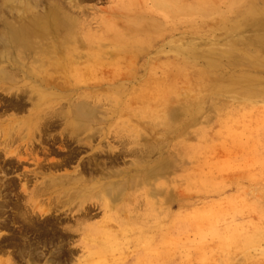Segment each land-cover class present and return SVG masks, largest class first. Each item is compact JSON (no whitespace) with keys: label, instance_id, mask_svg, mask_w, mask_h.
<instances>
[{"label":"rangeland","instance_id":"obj_1","mask_svg":"<svg viewBox=\"0 0 264 264\" xmlns=\"http://www.w3.org/2000/svg\"><path fill=\"white\" fill-rule=\"evenodd\" d=\"M0 5L28 7L43 17L62 8L74 17L78 22L65 45L69 56L78 57L72 68L55 74L65 88L63 107H58L66 110L82 92L110 111L103 130L89 140L92 146L83 145L89 133L81 141L67 138L66 118L55 123L43 142L37 136L33 150L44 169L24 155L26 142L13 143L26 159L8 176L0 173V221L9 224L0 228V264H79L99 248L116 250L109 257L122 263L135 256L138 264H264V0H0ZM21 74L11 84L0 82V111L5 102L19 101L21 90L37 84ZM12 113L21 117L28 110L11 109L3 118ZM121 144L147 150L152 145V153L140 162L152 174L146 181L133 180L114 202L117 219L108 241L100 235L87 239L90 250L83 252L76 234L71 255L69 244L58 249L57 242H49L52 235L44 239L30 231L32 245L24 246L22 254L5 246L13 233L22 238L15 202L20 199L25 210L28 192L73 174L97 148L108 151L100 160L118 157L116 170L129 168L135 174L137 158L121 153ZM59 195L49 192L39 198L54 203ZM93 202L89 222L97 223L109 211ZM65 210L60 207L55 214L64 224H74ZM92 261L102 264L98 258Z\"/></svg>","mask_w":264,"mask_h":264},{"label":"bare ground","instance_id":"obj_2","mask_svg":"<svg viewBox=\"0 0 264 264\" xmlns=\"http://www.w3.org/2000/svg\"><path fill=\"white\" fill-rule=\"evenodd\" d=\"M14 12H19V13L16 14V16H14ZM49 12H50L49 17H43L35 14L33 10L28 7L15 9V8H4L3 6L0 5V82L1 83L9 82L11 84L13 81H15V78L19 75V73L20 74L24 73L26 77H29L31 80L37 82V84H34L30 90L20 91V93L18 94L19 101L17 102L10 101L6 106H4L6 103L5 102L4 105L1 107L0 158L4 156L2 159L4 164L0 163V173L3 174L4 177L8 176V174L11 171L12 172L16 171L22 160L26 159V157L24 158L20 156V150L12 148L13 143H15V141L20 140L26 142L27 149L25 150L24 155H27L28 158H32V159L34 158L36 161V165L39 168L44 169L45 166L43 164L44 161H41L39 157L35 156L33 150V146H35L36 144L35 139L37 136L39 137L38 141L43 142L44 137L50 131L52 132V130L55 129V123L57 121H61V123L62 122L64 123L65 121L64 119L66 118L67 120L65 121L66 125L64 131L65 130L69 131L68 132L69 136L67 138L71 140L76 139L77 141H81L83 140L81 136L84 133H89L88 136L86 137L87 141L83 145L92 146V143L89 140L91 139L93 140L94 135L97 132L99 133L101 130H103L104 127L101 126V124L105 122L104 116H106L108 112H110L102 109V105L98 101L92 100L90 96L85 95L82 92L80 94H76L78 96L76 97V99L72 100L67 105L66 110L58 107V106L63 107V104L61 102L62 99L60 98L64 97L65 88L64 86L61 85L62 79L61 81H59L61 76L59 75L56 76L55 74H59L60 69L63 68L66 69L68 68V66L72 68L71 66L76 64V61L74 59L75 55L69 56L66 50L68 45L67 46L65 45V39L68 36V34L72 32L74 26L77 24L78 21H76L74 17L69 16L67 12L62 10V8H54L49 10ZM6 15L9 16L10 18L5 17ZM73 36H75V34ZM70 42L72 41L70 40ZM67 44L70 45V43ZM95 49L96 48H94V50ZM101 50L103 51V49ZM63 52L66 55H64ZM76 57H78L77 54ZM81 57L83 56L81 55L80 59ZM16 69L17 71H15ZM86 70L88 72V70L90 69H86ZM63 83L64 82H62V84ZM249 91L251 92L250 89ZM102 96H104V94ZM118 97L120 99V96ZM25 98L27 99L26 100L27 102L32 103L31 108H27L26 102L23 101ZM103 104L106 105L107 103H103ZM53 106L55 108H53ZM11 109L19 113L28 110V113L27 115L21 117L14 115V113H12L7 118L6 117L3 118L6 112ZM167 120L169 119L167 118L166 121ZM169 122L168 124H170ZM63 133L64 132H62L61 134ZM143 135L144 134H142V137H145V135L144 136ZM152 137H154V135ZM127 145L126 144L122 145L121 153L123 154L130 153L137 158L135 160L137 164L134 167L135 174L133 173L130 174L129 168L126 170L125 169L116 170L115 165L118 164V161H120L118 157H112V158L110 157L109 159L108 156L107 159L100 160L99 157L101 156V154L103 152L107 153L108 151H106L104 148H97V152H96L97 154L95 153L88 158V164H83L80 167H77L75 171L72 172L74 175L68 173H66L64 177L63 176L60 177V175H58L57 177H60L57 178L59 179V182L58 181L55 182L50 181V183L43 182L42 186L36 187L35 189L31 190L30 194L27 191V187H26L27 183L25 182L22 183L21 191H23L24 193L28 192L29 195V197L26 200V203L23 204V206H25L26 208L25 210L22 209V202H20L19 201L20 199H18L15 202L13 209L16 212L15 219H17V221L22 222L21 239L23 241L21 239H16L17 236L13 233L12 237L8 236L9 238L6 239L7 244L5 243L6 244L5 246L12 245L15 248H17L18 251H20V254H22V252H25L24 246L32 245L31 241L29 243L27 240L29 238L30 231L39 233V238L42 237L44 239H48V236L52 235L50 237L49 242L51 243L57 242L58 249L63 248L65 243L69 244L70 246L74 245L76 242V238H75L76 234L81 236L82 245L81 244L79 245L83 252L85 249L90 250L88 244L87 243L85 244V241L87 242V239L93 238L94 240H96L94 236L100 235L101 237H104L103 240L108 241V239H110V237L113 235L112 233H110L112 232L111 229L115 227V226H111L112 222L115 220V218L117 219V215H116L117 212L114 213L112 212L113 208L117 206L115 205L114 202L117 199L122 198V195H124L127 187L131 186L133 180L143 177V179H145L146 181L149 178V176L152 174V171L144 170L143 169L144 165L140 164L141 161H144V157L148 156V153L152 151V148H150L152 145L149 147V150L145 149L147 146L146 144L144 145L145 148L138 147L133 149L127 148L126 147ZM131 147H133V145H131ZM108 150L113 152L114 148H109ZM155 150L153 151V153L155 152ZM40 151H42V149ZM73 155L74 154L71 155V158L73 157ZM115 156H119V155L115 153ZM68 161H69L68 159L65 160V162ZM55 167L56 166H54V168ZM61 167H63V165ZM8 178H10L9 181L10 183L8 182V185L13 187L14 185L11 182V177ZM134 182L135 181H133V183ZM49 192H58V194H60L58 198H56V202L54 203L50 202L51 201L50 198L48 199L50 200L49 202H47V200H42L39 198V196ZM125 196H127V194ZM92 201H95L93 202L94 206L97 205L98 207H103V210L105 209L106 211L107 210L109 211L108 214L106 215V218L97 223L89 222L90 219H92V215H93V213H91L90 210L92 206L90 207L89 204ZM2 206L4 205L0 204V218H1ZM60 207L66 209L64 213H66L67 215H68L67 212H70L72 214L71 217L74 218V224H71L70 222L64 224L65 223V221H63L64 219L59 214H55L56 212L59 211ZM66 207H68V209ZM118 209L119 208H117V210ZM121 223L119 224L122 225ZM0 228L3 229L9 228L8 222L0 221ZM136 239L137 238H135V240ZM24 242H26V244H24ZM111 242H112L111 245H113V240H111ZM19 246H21V248ZM68 248L71 255H73L76 246H71ZM116 252H117L116 250L113 251L108 248L95 249L93 252H91L89 256L91 257V259L89 258L88 260L85 259L80 260L81 262L79 264H98L97 262L92 261L95 258H98L100 260L99 263L102 264H107L111 262L117 264H138L139 260L137 257L135 258V256H133L134 260L131 259L130 261H128V263H122V260L113 262L114 261L113 258H110L109 256L110 255L116 256ZM61 255L62 254H60V256ZM29 260H31V258Z\"/></svg>","mask_w":264,"mask_h":264}]
</instances>
